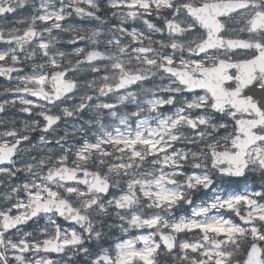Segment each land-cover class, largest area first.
<instances>
[{"label": "snow or ice", "instance_id": "snow-or-ice-1", "mask_svg": "<svg viewBox=\"0 0 264 264\" xmlns=\"http://www.w3.org/2000/svg\"><path fill=\"white\" fill-rule=\"evenodd\" d=\"M0 78V264H264V0H0Z\"/></svg>", "mask_w": 264, "mask_h": 264}, {"label": "flooded vegetation", "instance_id": "flooded-vegetation-1", "mask_svg": "<svg viewBox=\"0 0 264 264\" xmlns=\"http://www.w3.org/2000/svg\"><path fill=\"white\" fill-rule=\"evenodd\" d=\"M0 86H3V80H2V78H0ZM147 87H152L153 85H151V84H148V85H146Z\"/></svg>", "mask_w": 264, "mask_h": 264}]
</instances>
